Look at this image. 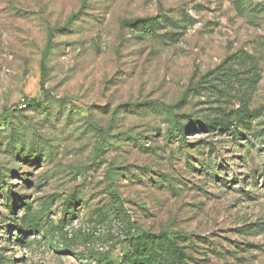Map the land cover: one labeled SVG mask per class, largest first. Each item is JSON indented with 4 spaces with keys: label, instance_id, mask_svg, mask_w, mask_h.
<instances>
[{
    "label": "rangeland",
    "instance_id": "374dc122",
    "mask_svg": "<svg viewBox=\"0 0 264 264\" xmlns=\"http://www.w3.org/2000/svg\"><path fill=\"white\" fill-rule=\"evenodd\" d=\"M147 18L183 27L124 26ZM161 232L183 264H264V0H0V264H121Z\"/></svg>",
    "mask_w": 264,
    "mask_h": 264
},
{
    "label": "trees",
    "instance_id": "16d2710c",
    "mask_svg": "<svg viewBox=\"0 0 264 264\" xmlns=\"http://www.w3.org/2000/svg\"><path fill=\"white\" fill-rule=\"evenodd\" d=\"M165 25H171L175 27L176 29H182L183 26L178 25L177 22L171 21L170 19L161 20V18H147L143 20H135V21H128L124 24L126 28L129 30H132L134 33L139 34L143 38H155L158 34V32L161 29H166ZM167 35L166 37H168ZM180 33L174 32L170 34V40L173 42L179 41ZM226 64L224 63V66ZM229 69V68H228ZM226 69V71L228 70ZM42 71L44 73V68L42 64ZM226 73V72H225ZM225 75V74H223ZM222 92V90H221ZM35 104L37 103L36 100L29 101L28 104ZM160 110L164 112L167 117L170 120V123L175 127V134L182 136L181 141L183 143H186L185 136L187 134L186 126L182 125L178 121V116L173 112V107L166 106L162 103H158ZM247 120L249 118H245V116H241V118L238 120V123L245 124L247 123ZM199 126L196 127L199 130H214L219 128L218 130H224L229 129L232 130L231 125L228 123H217V122H205V123H199L196 122ZM219 126V127H217ZM234 126V125H232ZM13 140V137H12ZM116 205L119 204V200L116 195H113ZM74 214H71V217H73ZM192 236L188 234H182V233H172V232H161L159 234H143L139 236L138 238L134 239L133 241V253L128 254L126 256V259L122 260L121 264H169L168 259L165 254V248L167 247L171 249L174 253V260H177V263L183 264L186 256L181 255L179 250V243L180 241H188L191 239ZM82 256V255H80Z\"/></svg>",
    "mask_w": 264,
    "mask_h": 264
}]
</instances>
